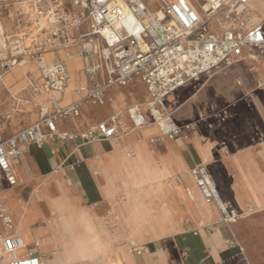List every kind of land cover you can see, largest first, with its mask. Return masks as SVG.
I'll return each instance as SVG.
<instances>
[{
  "label": "crops",
  "instance_id": "0c3cea01",
  "mask_svg": "<svg viewBox=\"0 0 264 264\" xmlns=\"http://www.w3.org/2000/svg\"><path fill=\"white\" fill-rule=\"evenodd\" d=\"M76 45L56 44L35 53L41 51L49 64L66 62L69 83L61 97V107L83 99L79 89L86 83L85 63L80 55H70ZM250 52H261L259 60L246 57L236 63L240 66L246 62L242 67L244 77L237 82L247 91L239 99L247 109L244 118L242 110L233 113L230 105L207 106L194 119L188 113H177L183 92L220 70L201 76L167 98V108L176 114L174 121L188 137L185 141L163 138L153 143L151 140L160 135L158 127L150 124L135 128L128 116L127 130H122L120 124L114 138H101L95 143L78 138L102 123L110 125L112 115L137 104L139 96L144 101L139 108L151 120L144 107L150 97L139 78H134L131 86L109 90L105 105L93 99L83 100L79 117L57 123L58 133L75 139L31 144L12 163L18 184L4 185L0 201L12 217L13 229L7 231L0 222L4 228L0 235L15 234L26 239V246L31 242L34 245L42 238V230H50L56 222L52 204L66 200L75 210L87 211L93 227L97 222L101 225L104 245L114 254L121 251L116 247L121 242V228L128 240H136L143 251H132L130 264H264V48L248 49L245 56ZM27 53L14 67L8 68V61L0 60V74L7 82L13 81L8 86L0 78V134L6 137L38 122L40 104L49 106L51 94L44 93L38 63ZM70 57H77L81 68L73 77L67 62ZM26 60L35 66L36 73ZM14 68H27L31 84L39 89L19 90L24 80L18 79ZM104 76L101 72V82ZM188 103L189 100L184 105ZM238 115L235 122H226L228 117ZM197 166L207 167L222 202L246 214L242 219L230 225L222 222L218 207L204 200L191 176ZM137 229L141 233L138 238ZM54 251L37 250L45 264Z\"/></svg>",
  "mask_w": 264,
  "mask_h": 264
},
{
  "label": "built area",
  "instance_id": "2783aa9c",
  "mask_svg": "<svg viewBox=\"0 0 264 264\" xmlns=\"http://www.w3.org/2000/svg\"><path fill=\"white\" fill-rule=\"evenodd\" d=\"M14 1L17 0H0V3ZM142 1L123 0L124 5H121L116 0H72L75 32L56 31L54 42L41 47L45 49L72 42L80 46L86 80L79 89L83 99L66 107L60 106L69 83L66 62L49 64L39 51L37 63L43 77L42 89L51 94L49 106H38L39 120L30 127L8 137L0 134V189L4 185L14 187L18 184L12 163L25 154L27 146L75 139L58 133V121L79 117L83 100L93 99L105 105L109 90L125 87L134 78H139L147 89L150 97L147 111L151 119L149 122L139 107L131 106L125 112L134 127L155 124L160 135L151 140L153 143L163 138L187 140L183 128L176 124L167 108V98L203 75L232 66L246 57L255 60L251 52L246 56L244 53L248 49L264 48V24L249 26L253 15L250 9L252 0H172L162 8V16L150 14ZM213 21L216 24L227 21L231 26L215 30L211 26ZM84 24H88V33L82 30ZM11 44L15 48L9 53L8 68L19 64L20 57L28 50L21 48L18 39ZM2 48H7L6 41H3ZM96 59L98 62L93 63ZM101 72L105 75L103 82L100 81ZM31 85L39 89L36 84ZM262 85L258 81V86ZM217 117L224 120L221 114ZM120 118L121 113L117 112L110 118V125L102 123L78 138L88 143L114 138L119 133ZM191 176L204 200L218 207L225 225L246 215L229 209L222 202L206 166L195 167ZM0 222L7 231L13 229L12 217L1 201ZM38 249L39 241L27 248L18 235H0V264H44ZM132 250L138 254L143 251L138 246H133ZM22 251H25L24 255H21Z\"/></svg>",
  "mask_w": 264,
  "mask_h": 264
},
{
  "label": "rangeland",
  "instance_id": "374dc122",
  "mask_svg": "<svg viewBox=\"0 0 264 264\" xmlns=\"http://www.w3.org/2000/svg\"><path fill=\"white\" fill-rule=\"evenodd\" d=\"M29 2L30 13L29 16L25 12H23V8L20 6L23 2ZM147 2L149 0H143ZM169 1V0H167ZM168 4L164 0H159L156 5L152 6L151 11L155 12L157 9H161ZM199 9V8H198ZM54 19V20H53ZM53 20V21H52ZM54 22V23H53ZM75 15L72 6V0H17L14 2L8 3H0V26L3 30L0 31V41H7V48L0 47V60L3 59L6 61L10 58V51H12L15 46L11 44L13 40H20L22 47L28 50L27 56L32 59L33 62L37 63V50H42V45L47 44L48 42H54V33L56 31H70L75 32ZM222 21L216 24L215 21L211 23V26L215 30L221 31L222 29H228L231 24L230 22ZM52 23V24H51ZM226 23V27L224 24ZM264 23V22H263ZM73 25L75 27H73ZM249 25L251 24V19L249 21ZM224 27V28H223ZM85 28V29H84ZM8 30V31H7ZM72 30V31H71ZM82 30L86 33L89 32L88 24H84ZM20 31V32H19ZM4 32V33H3ZM9 33V34H8ZM7 38V39H6ZM4 39V40H3ZM77 44L76 42H72V46ZM1 46V45H0ZM71 49V56L80 55V46ZM63 48H61L62 50ZM253 55L256 57L255 60H259L261 52H255ZM51 56V55H47ZM65 57V54L63 55ZM5 61V62H6ZM27 63L29 62L26 60ZM76 62L78 65L73 72L71 71V76H74V72L79 70L80 64L77 57L68 58L67 62ZM30 63V62H29ZM246 62L241 64L240 66L236 63L232 66L223 68L219 71V73L214 74L211 77H207L202 79L196 86L190 87L188 90L183 92L178 102L180 110L177 112L180 114L188 113V116L192 118L198 116L199 113H202L207 106L211 108H219L230 105L229 110L231 109L233 113L239 112L242 110L241 117L244 118V114L247 113V109L244 105L243 101H239L240 98H244V94L247 93L245 91L244 86H238L237 82H241V79L244 77L243 72L245 69L242 67L245 66ZM30 66L34 68V72L36 73L35 66L30 63ZM70 68V67H69ZM26 70L27 74L28 69L23 68L18 73V79L24 80V84L19 88V90H27L30 88L34 90L33 87L28 86V80L23 74L22 70ZM81 70V68H80ZM0 72H3V69L0 67ZM31 76V75H30ZM32 77V76H31ZM34 82V81H33ZM131 86L128 84L125 87ZM27 87V88H26ZM26 88V89H25ZM147 95V94H146ZM17 98V97H16ZM19 100V98H17ZM137 104L133 106L140 107V104H143L144 101L142 97L137 98ZM189 100L187 105H184ZM184 105V106H182ZM170 112V111H169ZM175 119L176 114L172 115ZM194 119V118H193ZM236 119H239L238 116H234L233 118H227L226 122H235ZM151 122V120H149ZM156 126L155 124H152ZM235 130V129H234ZM243 135L246 133L245 129L242 130ZM131 176V175H130ZM132 177V176H131ZM60 202H55L53 205L58 204ZM89 225L91 223L89 222ZM111 227V226H109ZM127 229H132L130 226H126ZM125 229V230H127ZM4 228L0 226V232H2ZM112 230V228H111ZM42 238L39 239V251L42 253L43 250L51 249L55 250V259L53 264L57 259L58 252L62 248V243L59 238H55V235L52 230H42L41 232ZM141 234L140 231L136 230V237ZM139 240V239H138ZM55 241V242H54ZM126 241V242H125ZM27 246H33V242L27 243ZM49 247V248H48ZM117 248L121 247V251L118 254H114L108 247L104 244L101 245L100 250L93 256L91 260L83 261L82 264H127L131 255L128 250V239L127 234L121 228V242L116 245ZM42 248V249H41ZM23 253V252H21ZM98 257H102L100 260ZM108 262V263H107Z\"/></svg>",
  "mask_w": 264,
  "mask_h": 264
},
{
  "label": "clouds",
  "instance_id": "9594fccd",
  "mask_svg": "<svg viewBox=\"0 0 264 264\" xmlns=\"http://www.w3.org/2000/svg\"><path fill=\"white\" fill-rule=\"evenodd\" d=\"M54 207L57 213L54 230L62 243L55 264H82L91 260L106 243L101 225L97 222L85 231V225L90 222L87 211L75 210L66 200Z\"/></svg>",
  "mask_w": 264,
  "mask_h": 264
},
{
  "label": "bare ground",
  "instance_id": "6f19581e",
  "mask_svg": "<svg viewBox=\"0 0 264 264\" xmlns=\"http://www.w3.org/2000/svg\"><path fill=\"white\" fill-rule=\"evenodd\" d=\"M164 1H166V3L167 2H170V1H172V0H169V1H167V0H164ZM116 2H118L119 4H121V5H124V2H123V0H116ZM159 2V0H149V1H147V2H144V1H142V4H143V6L145 7V8H147V10L149 11V13L150 14H155V15H158V16H162V10L161 9H157L155 12H152L151 11V8H152V6H154V5H156V3H158ZM20 6L23 8V12H25L26 14H27V16H29V13H30V7H29V2L27 1H25V2H23V3H21L20 4ZM196 10H198L195 6H193ZM250 8H251V11H252V17L250 18L251 19V24L252 25H259V24H262L263 22H264V0H252L251 1V4H250ZM54 20V19H53ZM52 20V21H53ZM54 23V22H53ZM227 23V22H226ZM226 23L224 24V27L225 28H227L226 26ZM52 24V23H51ZM223 27V28H224ZM85 29V28H84ZM1 30H3V28L0 26V31ZM8 31V30H7ZM20 32V31H19ZM4 33V32H3ZM87 33V32H86ZM9 34V33H8ZM7 39V38H6ZM4 40V39H3ZM7 42V41H6ZM95 42H96V44L98 45H100V41L98 40V39H95ZM0 47H3V41H0ZM47 58H50V56H47ZM22 63V62H21ZM28 63H27V61H26V65H27ZM77 63L76 62H72V61H70L69 62V67H70V69H71V71L73 72L76 68H78L77 67ZM21 67V66H20ZM15 70H14V72H16V73H19L21 70L20 69H17V68H14ZM22 72H23V74L25 75V77H26V79L28 80V86L27 87H30L31 86V81H30V77H29V74H27V72H26V70L24 69V70H22ZM3 75L2 74H0V78H2V80L4 81V82H6L7 83V85L9 86V84L11 83V84H13V81H10V83L9 82H7L6 81V79L4 78V77H2ZM21 80V79H20ZM26 87V88H27ZM25 88V89H26ZM44 91V90H43ZM44 93L45 94H49V93H47V92H45L44 91ZM149 102V101H148ZM147 105H148V103L147 104H145L144 105V107L145 108H147ZM131 107V106H130ZM129 108V107H128ZM127 108V109H128ZM126 110V109H125ZM125 110H122V111H119V113H121V118L119 119V122H120V124H121V128H122V130H127V127H126V125H125V119L127 118V113L125 112ZM133 156V154H131V156L130 157H132ZM122 200H124V198H122ZM53 210H55V207H54V205L52 204V207H51ZM56 211V210H55ZM90 227H93V225L91 224V225H89V224H87V225H85V231H87ZM54 228H55V224L53 223V224H51V226H50V230H52L53 231V233L55 234V235H57L56 234V231L54 230ZM24 241L26 242V239H24ZM55 242V241H54ZM138 245V243L136 242V240H134V239H129L128 240V250H129V253L130 254H132V247L133 246H137ZM40 247V246H39ZM49 248V247H48ZM42 249V248H41ZM47 250V249H46ZM49 250V249H48ZM44 251V250H43ZM54 259H55V253L53 252V254H52V256H50V257H48V259H47V262H48V264H53V261H54ZM43 263L45 264V262L43 261ZM108 263V262H107ZM127 264H130V261L128 262L127 261Z\"/></svg>",
  "mask_w": 264,
  "mask_h": 264
}]
</instances>
